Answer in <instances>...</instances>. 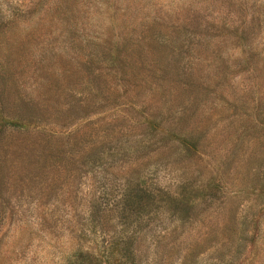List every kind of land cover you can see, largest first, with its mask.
<instances>
[{
  "label": "rangeland",
  "instance_id": "1",
  "mask_svg": "<svg viewBox=\"0 0 264 264\" xmlns=\"http://www.w3.org/2000/svg\"><path fill=\"white\" fill-rule=\"evenodd\" d=\"M0 264H264V0H0Z\"/></svg>",
  "mask_w": 264,
  "mask_h": 264
},
{
  "label": "trees",
  "instance_id": "2",
  "mask_svg": "<svg viewBox=\"0 0 264 264\" xmlns=\"http://www.w3.org/2000/svg\"><path fill=\"white\" fill-rule=\"evenodd\" d=\"M140 198H141V197H139V199L136 201V203H138V204H139V202H138V201H140ZM127 199H129V201H130V202H134V201L130 200V198H129V197H127Z\"/></svg>",
  "mask_w": 264,
  "mask_h": 264
}]
</instances>
